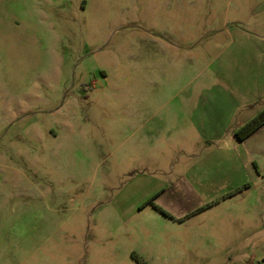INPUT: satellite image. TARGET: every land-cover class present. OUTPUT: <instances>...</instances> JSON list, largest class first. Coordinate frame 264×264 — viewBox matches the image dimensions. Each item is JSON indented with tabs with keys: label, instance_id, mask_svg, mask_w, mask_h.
Returning a JSON list of instances; mask_svg holds the SVG:
<instances>
[{
	"label": "rangeland",
	"instance_id": "obj_1",
	"mask_svg": "<svg viewBox=\"0 0 264 264\" xmlns=\"http://www.w3.org/2000/svg\"><path fill=\"white\" fill-rule=\"evenodd\" d=\"M264 0H0V264H264Z\"/></svg>",
	"mask_w": 264,
	"mask_h": 264
},
{
	"label": "trees",
	"instance_id": "obj_2",
	"mask_svg": "<svg viewBox=\"0 0 264 264\" xmlns=\"http://www.w3.org/2000/svg\"><path fill=\"white\" fill-rule=\"evenodd\" d=\"M264 125V110L243 125L237 132L236 137L240 141L246 140L250 137L253 133H255L258 129H260Z\"/></svg>",
	"mask_w": 264,
	"mask_h": 264
},
{
	"label": "crops",
	"instance_id": "obj_3",
	"mask_svg": "<svg viewBox=\"0 0 264 264\" xmlns=\"http://www.w3.org/2000/svg\"><path fill=\"white\" fill-rule=\"evenodd\" d=\"M247 140V139H246Z\"/></svg>",
	"mask_w": 264,
	"mask_h": 264
}]
</instances>
